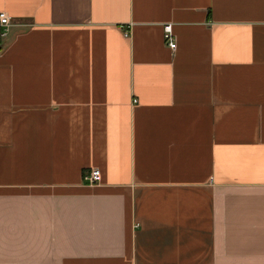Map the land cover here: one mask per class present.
<instances>
[{"label":"crops","instance_id":"obj_1","mask_svg":"<svg viewBox=\"0 0 264 264\" xmlns=\"http://www.w3.org/2000/svg\"><path fill=\"white\" fill-rule=\"evenodd\" d=\"M0 10V264H264V0Z\"/></svg>","mask_w":264,"mask_h":264},{"label":"built area","instance_id":"obj_2","mask_svg":"<svg viewBox=\"0 0 264 264\" xmlns=\"http://www.w3.org/2000/svg\"><path fill=\"white\" fill-rule=\"evenodd\" d=\"M11 25L10 16L4 11L0 10V36L3 37L7 34ZM163 32L165 36L166 45L173 48L175 45L173 35L171 33L170 24L166 22L163 24ZM128 30H123V35H127ZM82 178L87 184H95L99 180V170L91 167L83 172Z\"/></svg>","mask_w":264,"mask_h":264}]
</instances>
